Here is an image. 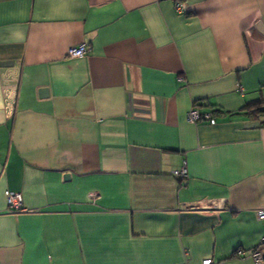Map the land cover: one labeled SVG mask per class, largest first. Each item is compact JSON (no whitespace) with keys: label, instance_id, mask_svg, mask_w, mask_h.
I'll use <instances>...</instances> for the list:
<instances>
[{"label":"crops","instance_id":"0c3cea01","mask_svg":"<svg viewBox=\"0 0 264 264\" xmlns=\"http://www.w3.org/2000/svg\"><path fill=\"white\" fill-rule=\"evenodd\" d=\"M258 23L264 0H0V264H256Z\"/></svg>","mask_w":264,"mask_h":264},{"label":"built area","instance_id":"2783aa9c","mask_svg":"<svg viewBox=\"0 0 264 264\" xmlns=\"http://www.w3.org/2000/svg\"><path fill=\"white\" fill-rule=\"evenodd\" d=\"M185 4L183 2H175L174 3V9L178 13H184L185 12ZM87 52V46L85 44H80L78 46H72L67 49L66 55L69 58H81L83 57ZM238 90L241 91V87L237 86ZM187 119L188 121L192 123H197L199 121H208L210 123L214 122L213 116L209 112H201L196 105H193L188 113H187ZM172 174L176 177L186 178V168L183 163V165L172 172ZM6 202L8 205V208L12 212H19L22 211L23 208L21 206V197L19 193L12 192V191H5L4 192ZM257 218L259 220L264 219V209L258 210L257 212ZM238 254H242V252H238ZM249 256L256 262V264H261L264 261V236L260 239V242L257 244V246L249 251ZM210 260L206 259L202 261V264H210Z\"/></svg>","mask_w":264,"mask_h":264},{"label":"trees","instance_id":"16d2710c","mask_svg":"<svg viewBox=\"0 0 264 264\" xmlns=\"http://www.w3.org/2000/svg\"><path fill=\"white\" fill-rule=\"evenodd\" d=\"M264 108V98L248 102L243 106V110L251 111L252 113L261 112Z\"/></svg>","mask_w":264,"mask_h":264},{"label":"water","instance_id":"95a60500","mask_svg":"<svg viewBox=\"0 0 264 264\" xmlns=\"http://www.w3.org/2000/svg\"><path fill=\"white\" fill-rule=\"evenodd\" d=\"M257 28H258V30L261 31L262 33L264 32L262 26H261L259 23H258V27H257ZM64 178H68V174H65V175H64Z\"/></svg>","mask_w":264,"mask_h":264}]
</instances>
